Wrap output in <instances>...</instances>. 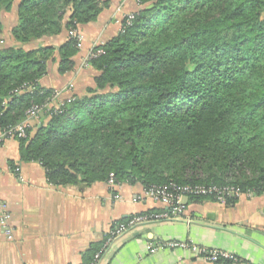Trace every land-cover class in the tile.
I'll return each mask as SVG.
<instances>
[{
  "label": "trees",
  "instance_id": "1",
  "mask_svg": "<svg viewBox=\"0 0 264 264\" xmlns=\"http://www.w3.org/2000/svg\"><path fill=\"white\" fill-rule=\"evenodd\" d=\"M137 1L131 25L93 49L101 51L89 61L93 86L15 139L20 160L38 162L54 186L106 183L112 174L116 185L144 189L173 182L264 195V0ZM107 6L0 0L1 131L52 97L34 85L56 62L60 75L73 70L70 33ZM64 30L61 46H34ZM98 251L92 246L82 264Z\"/></svg>",
  "mask_w": 264,
  "mask_h": 264
},
{
  "label": "crops",
  "instance_id": "2",
  "mask_svg": "<svg viewBox=\"0 0 264 264\" xmlns=\"http://www.w3.org/2000/svg\"><path fill=\"white\" fill-rule=\"evenodd\" d=\"M102 1L108 3L107 8L94 22L78 28L82 48L72 59L73 70L60 75L57 62L51 64L38 87L58 91L72 85V91L61 97L66 99L82 97L93 86L95 72L83 69L82 60L93 47L120 33L126 15L142 8L137 0ZM8 30L3 35L6 41ZM67 40L64 30L34 46L57 48ZM47 121L46 117L30 121L27 130L33 134ZM0 194L13 229V239L7 240L0 228V264H82L92 246L99 247L95 264H211L188 251L164 249L149 254L147 245L159 241H190L232 255L238 264H264V195L242 196L224 204L183 198L178 218L139 225L106 247V235L115 223L138 214L163 212L165 207L145 199L139 184L54 186L38 162L20 160L15 139L0 142Z\"/></svg>",
  "mask_w": 264,
  "mask_h": 264
},
{
  "label": "built area",
  "instance_id": "3",
  "mask_svg": "<svg viewBox=\"0 0 264 264\" xmlns=\"http://www.w3.org/2000/svg\"><path fill=\"white\" fill-rule=\"evenodd\" d=\"M134 18V13L128 14L124 18L120 32L126 27L131 25ZM70 37L74 39L75 48L79 51L82 48V37L78 30L70 33ZM93 47L90 52L87 53L86 57L82 60V68L87 69L89 67V61L95 59L101 55V51L98 50L96 53L93 52ZM38 86V82L34 85ZM31 85H24L20 91H31ZM72 86L64 89L65 92H71ZM63 91H53L52 97L47 99L42 105H32L25 113V119L20 124L8 127L0 130V142L7 139H24L26 138L25 130L28 122L37 121L42 117H46L47 112L51 109L58 110L62 105V102L66 100L71 101L73 96L66 99H59ZM58 100V101H56ZM17 172V170H16ZM109 188L116 186L114 176L109 175L107 180ZM195 196H208L214 200L215 203L224 204L228 199H238L242 196L250 199L254 197L251 191L240 192L239 189L233 187H217V186H204V185H178L177 183L170 182L163 186L151 187L144 189L145 199H149L156 204L165 207L164 212H153L144 213L128 217L125 221L115 223L112 228L108 231L105 238V246H109L115 239L125 235L128 231L138 228L139 225L148 224L152 222H160L169 219L178 218L183 212V205L181 203L183 198L195 197ZM10 213L7 209L6 204L1 198L0 194V228L2 229L3 235L7 240L13 239V229L10 227ZM180 250L188 251L193 255L201 257L208 263L218 264L228 262L230 264H238L240 261L227 253L219 250L206 249L204 247H198L190 241H159L154 244L147 245V251L149 254H153L159 250ZM100 253L96 255L95 262L98 260Z\"/></svg>",
  "mask_w": 264,
  "mask_h": 264
},
{
  "label": "rangeland",
  "instance_id": "4",
  "mask_svg": "<svg viewBox=\"0 0 264 264\" xmlns=\"http://www.w3.org/2000/svg\"><path fill=\"white\" fill-rule=\"evenodd\" d=\"M137 4L139 5L138 1H137ZM3 18H4V22H5L6 26H7V28H10L15 23V20H14V18H13L12 15H8V16L3 17ZM69 86H72V85H68L67 87H69ZM67 87H65L64 89H66ZM64 89L58 90V92L63 91L62 95H60V97L58 98V100L61 99V97L63 96V94L68 93V92H65ZM58 100H56V101H58Z\"/></svg>",
  "mask_w": 264,
  "mask_h": 264
}]
</instances>
